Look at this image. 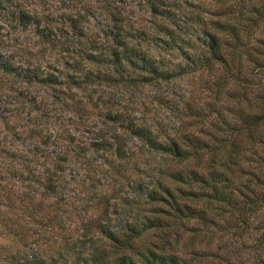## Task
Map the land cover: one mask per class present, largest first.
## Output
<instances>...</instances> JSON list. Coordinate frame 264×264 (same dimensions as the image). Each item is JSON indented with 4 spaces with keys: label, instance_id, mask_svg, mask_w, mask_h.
<instances>
[{
    "label": "trees",
    "instance_id": "trees-1",
    "mask_svg": "<svg viewBox=\"0 0 264 264\" xmlns=\"http://www.w3.org/2000/svg\"><path fill=\"white\" fill-rule=\"evenodd\" d=\"M112 2L89 37L79 13L68 17L69 34L29 9L12 11L16 25L34 26L42 54L58 50L61 59L25 65L0 52V83H22L27 104L25 130L12 127L20 117H3L12 133L0 137V234L20 232L23 242L8 264H187L174 247L190 220L244 225L264 207V167L253 165L264 161V0H211L195 38L158 21L178 0H140L147 27L125 21ZM116 78L157 88L183 80L173 118L158 127L145 105L140 115L126 111L100 90ZM131 140L165 161L138 178L137 211L116 225L110 205L125 204L103 189L89 193L87 182L138 166ZM30 207L42 211L33 220L40 239L15 227Z\"/></svg>",
    "mask_w": 264,
    "mask_h": 264
},
{
    "label": "rangeland",
    "instance_id": "rangeland-1",
    "mask_svg": "<svg viewBox=\"0 0 264 264\" xmlns=\"http://www.w3.org/2000/svg\"><path fill=\"white\" fill-rule=\"evenodd\" d=\"M178 1L176 8L170 10V17L168 19L159 17L158 21L165 25L167 24L169 27L179 28L186 38L189 36L195 38L198 36L197 21L204 17L211 0ZM104 4L105 0H0V52L25 65L34 61H40L41 63L51 61L58 64V61L61 59L59 51L52 49L50 52L46 51L42 54L39 47L43 41L35 34L34 26L31 25L25 29L16 25V21L12 17V11L18 7L29 9L33 13H36L44 24L51 22L50 25L54 29L61 26L69 34H72V29L66 26L68 24V17L79 13L82 25H84L83 33L89 37L94 36L96 30L95 24L103 21L104 16L101 12V6ZM110 5L120 11L125 21H128L135 27L148 26V20L151 17L148 10L140 5V0H113ZM84 10L87 15L85 18L80 13ZM56 38H59V36H56ZM8 80L11 79H4L0 83V137L3 134L6 137H10L12 133V130L8 131V129H5L3 123V119L5 118L3 117H8L11 120H16L20 117L19 122H15L17 124L12 127L13 129L25 130L22 127L24 120H21V117L25 116L27 104L22 94L20 95L22 83H12ZM182 83L183 80L170 82L165 84V87L157 88L150 85L141 86L116 78L111 86L103 85L104 87L100 90L107 97L110 96L113 101L119 103L126 111L135 113V115H140L145 105L146 109L155 117L153 120L160 127L161 124L173 118L170 110L175 111L177 109L175 101L177 95L180 92L183 93V88L180 86ZM158 97L160 100L166 99L167 101L158 104ZM162 126V129L168 132L171 131L167 126ZM84 136V138L89 137L86 134ZM139 144L138 140H134V142L131 140L128 143L132 152L135 153V157L138 158V166L135 168L127 166L118 172H109L114 175V179L110 177V179L105 178L98 181L99 175L95 172L93 179L87 182L92 185L88 188L89 193L94 195L95 191L103 189L107 193H110L111 203L121 202L125 204V206L120 205L116 207L115 204L110 205V210L114 211L111 213L113 215L112 223L116 225L122 222V217L129 214L130 210L131 213L137 211L134 208L135 203L132 204L131 200H133V194H135L134 190L136 187L134 186L138 178L141 179L142 174L144 176L155 175L160 163L165 161L151 150H142ZM11 147L8 146L6 148ZM140 151H143V154H139L138 152ZM253 162L254 166H258L257 171L260 166L264 167V161L257 164L255 161ZM93 201L95 202L96 199ZM35 204L36 199H33L31 207H34ZM31 207L27 213L16 218V222H14L15 227L20 231V226L26 225L28 233H34V235L31 234L32 239L33 237L40 239L43 236L41 231L38 230L41 226L33 220L43 219L41 217L42 211L37 208V211L32 215ZM263 208L261 206V209L252 214L248 223L244 225L239 221H236V223L231 222L229 217L224 216L216 217L214 224L209 228L197 220H190L182 228L183 232L179 236V246L174 248L185 256L186 260H188L187 264H264ZM114 209H117V212ZM237 223L245 229L243 230L236 226ZM58 233L56 232L54 237L58 236ZM20 237V232L10 235L0 234V259H3V264H8L5 262L6 258L4 257L11 252L14 253L18 250V244L21 246V243H23ZM41 248H44V246L42 245Z\"/></svg>",
    "mask_w": 264,
    "mask_h": 264
}]
</instances>
